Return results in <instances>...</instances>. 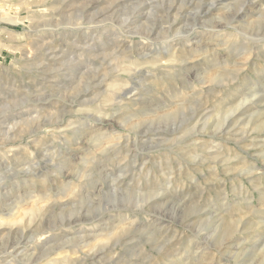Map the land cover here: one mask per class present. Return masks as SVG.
Returning a JSON list of instances; mask_svg holds the SVG:
<instances>
[{
    "label": "clouds",
    "instance_id": "1",
    "mask_svg": "<svg viewBox=\"0 0 264 264\" xmlns=\"http://www.w3.org/2000/svg\"><path fill=\"white\" fill-rule=\"evenodd\" d=\"M5 51L0 264H264V0H0Z\"/></svg>",
    "mask_w": 264,
    "mask_h": 264
},
{
    "label": "rangeland",
    "instance_id": "2",
    "mask_svg": "<svg viewBox=\"0 0 264 264\" xmlns=\"http://www.w3.org/2000/svg\"><path fill=\"white\" fill-rule=\"evenodd\" d=\"M0 56L3 57L2 63L7 66V64L9 63V61L12 59L11 54L7 51L0 53ZM220 186L218 185L217 188H219ZM231 186L229 185V188ZM258 198V197H257Z\"/></svg>",
    "mask_w": 264,
    "mask_h": 264
}]
</instances>
